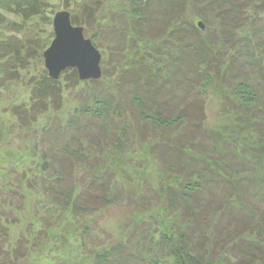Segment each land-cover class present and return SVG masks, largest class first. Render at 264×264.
Returning <instances> with one entry per match:
<instances>
[{
	"label": "trees",
	"instance_id": "16d2710c",
	"mask_svg": "<svg viewBox=\"0 0 264 264\" xmlns=\"http://www.w3.org/2000/svg\"><path fill=\"white\" fill-rule=\"evenodd\" d=\"M65 1L67 2L65 4L69 6L70 0ZM143 1L152 5L151 12L145 13L144 6L141 5L144 3ZM185 1L131 0L130 4L132 5L133 17L140 16L139 22L141 23L139 24L141 25L138 29H142L140 31H144V33L150 31L159 39H165L172 25L179 24V20L183 24L184 19L180 17L184 13V11L182 12V5ZM257 1L192 0L193 7L204 20L207 22L211 20L218 25V30L213 32L209 41L200 38L193 30H189L188 35H186L184 31L180 32L179 30L180 33H178V30L175 29L176 33L179 34L175 38L178 44L171 49V52L167 53L170 55L167 58L170 61L163 62L162 66L148 67L146 72H140L138 77L130 80L128 84L122 82L124 85L118 87L121 95L119 99L114 97L109 89L103 88L104 90L95 91L96 85L92 88L93 92L89 93V98L91 97L90 99L101 107L100 111L96 110L100 116L95 121L98 127L100 126L102 129L99 132L100 135L97 136L99 142L104 141V139L110 140L113 137L116 144L123 149L125 146L122 143L130 139L129 135H134L136 132L143 133L142 129L145 128L148 133L144 136L150 140L151 144L157 143L158 138L163 137V150L169 153L167 155L169 158L161 153V156L165 157V161L175 160L176 152L174 149L175 151L183 150L189 143L191 149L203 155L204 159H206L205 156L210 155L209 161L214 160L216 166L211 165L210 168H207L201 166L206 163L197 162L194 159L193 162L194 164L197 163V166H191V163L188 162V166H184L182 174H188L197 182H194L191 190L186 192H182L183 188L180 190L171 186L167 191L164 188L160 189V195H158L157 188L153 186L155 196L159 199L164 193V205L173 211L177 219L179 218L173 224L175 236L167 237L168 241H165L166 236H163L162 246L156 245L148 250L145 246L146 243L141 247V245L130 240L128 242L120 239L115 242L114 239H107L96 244V240L93 239L91 244L90 242H82L79 247L83 250L84 256L88 258V264H146L144 258L149 259L147 264H151L152 260L159 259L162 261L165 258L175 260V264H264V151L261 152L260 158H254L256 160L255 165L246 167L244 162V164L238 162L237 152L233 153L232 150H229L228 154H218L217 145H211V148H207L205 147L207 146L205 140L204 143L198 142L199 146H195L194 143L198 141L199 137L218 139L217 136H219L215 132L209 133L207 131L204 117L205 96L208 88L213 84L214 77L218 80L229 78V81L232 82L236 81L235 75H238L239 79L242 78V80L236 81L235 84L237 85L232 88L234 89L232 95L240 99L237 105L248 117L247 121L250 122L251 127L258 126L256 128L261 133H257V136L259 135L258 139L261 146L264 144V68H261V63L256 59L250 62L253 55L251 52L250 55L247 53L241 55L243 52L241 54L239 52L224 63L220 62L218 57L211 55L213 51L215 52L216 42L217 45L223 44L228 39V36L225 37L226 32L243 19V5L258 7ZM91 6L89 1L83 5L84 10L90 9L86 20L80 19L78 14H71L72 23L81 26L91 24L94 12ZM138 6H140L143 14L139 12ZM49 10L50 5L45 0H0V87L6 83L12 84L16 80L20 81L21 71L26 70V68L29 70L30 62L37 59L43 60V52L49 46V40L54 35L52 31L47 33L43 26L45 21L52 24V21L46 18ZM146 14L149 16L148 19ZM32 18L36 20L35 23L27 24ZM144 21H148V23H143ZM147 25L150 26L145 28ZM220 32L223 33L222 36ZM173 33L175 34L174 31ZM46 34L48 35L46 36ZM184 34L185 37L183 38ZM93 43L97 46L96 41ZM184 48L192 52L189 55L194 57L191 56L190 59L195 63L193 67L188 68L185 79L180 84L182 89L176 85L177 90L184 91L187 99L182 102H172L166 99L169 90L167 82L172 73L169 71L171 68H167V64L174 66L177 63L181 65L179 57ZM241 49L244 50V48ZM260 50L262 55L263 49L260 48ZM234 53L235 51L232 55ZM215 57L220 62L217 66L216 61H214ZM248 65L250 66L248 67ZM223 66L224 68H222ZM223 69L229 73V76L225 77V72L222 74ZM258 77H261L260 88L252 87L247 83L248 80H245H257ZM101 79H91V81L99 82ZM167 79L168 81L165 82ZM33 80L34 78L31 76L30 82L33 83ZM35 83L32 84L31 89V98L34 102L29 106L32 109L29 111L32 112L29 114L27 110L18 111L21 107H16L14 114L23 123L22 127L27 126L33 132L29 140L33 150H35L34 153L39 155L42 160V162L39 160L37 163L38 174L36 173V175L41 177L39 185L42 188V194L51 198L49 203L52 205H49V209L54 212L51 218L63 217L68 212H70L68 215L79 217V219L84 218L96 211L94 210V203L97 201H99L101 209L110 206V204H123L122 199L127 195L118 187L115 180H113V184L108 181V171H105L102 177L95 175L91 178V180H97L101 183L100 192L92 190L86 197L79 190L80 187L83 188L84 181L82 180L85 176L83 175L82 179H79L72 171L75 168L80 169L83 164L85 167L93 159L86 153L84 145L77 149L78 138L76 136L82 134L91 125L88 120L85 125H83L85 122L78 124L72 122L71 128L67 126L68 128L65 129L63 127L58 129L56 126L51 127L48 122L46 125L39 124L42 121V117L40 118L41 121L39 117L48 110L49 105L57 106L59 89L57 87L58 82L50 78L49 74L48 78L44 76V80ZM161 83H165L163 88L166 92L162 95L153 96V91H158ZM108 101L116 102V107L113 108ZM102 109H104L103 112H101ZM133 115L138 118V121L132 119ZM124 116L126 117L124 118ZM89 120L91 119L89 118ZM121 123L120 127L116 126ZM113 125H115V130L112 128ZM202 126L204 127L202 128ZM199 129L200 133L198 132ZM54 131L57 133L68 131L69 136H71V144H68L67 148H63L64 143L60 141L62 136L60 133L58 138L51 137L52 134L49 135ZM9 133V128L5 124H0V144L4 135H9ZM57 143L61 145L62 152L65 154L62 158L56 153L50 152L55 147L53 144ZM151 151L152 153L157 152L155 147ZM1 153L0 146V155ZM227 158H231L230 164L225 163ZM179 162L180 160L177 159V163ZM233 164L237 167L231 168L230 165ZM161 166L167 173L173 168V166L167 165V167L165 164ZM90 167L94 168L95 164H90ZM27 181L22 177V185H25ZM147 190L146 187L141 190L142 196L139 197V200L143 202H136V204L140 203L149 209L151 199L146 198L149 196ZM175 190L180 191L182 195H177ZM254 190L256 191L254 192ZM150 195L152 196V194ZM144 197L146 202H144ZM96 209L98 210V208ZM180 215L181 217H179ZM61 223L60 220L54 229L48 226L45 231L46 236L49 234L57 241L61 239L58 233ZM88 223L89 221L85 223L84 230L86 231L89 229ZM7 258L8 255L4 261ZM167 259L163 261L164 264H169L166 262ZM4 261L2 260V262Z\"/></svg>",
	"mask_w": 264,
	"mask_h": 264
},
{
	"label": "rangeland",
	"instance_id": "374dc122",
	"mask_svg": "<svg viewBox=\"0 0 264 264\" xmlns=\"http://www.w3.org/2000/svg\"><path fill=\"white\" fill-rule=\"evenodd\" d=\"M88 1L94 9L93 17L91 24L82 26L84 27L85 36L96 41L97 48L102 53V79L100 78L99 82L82 81L79 79L77 70L68 67L62 72L60 79L56 80L59 89L57 106L49 105L48 110L44 112L45 114L43 113L39 117V120L41 117L43 118H41L42 121L40 120L41 123L39 124L46 125L48 122L51 127L56 126L57 129L62 127L65 129L67 126L70 127L72 122L77 124L85 122L83 123L85 125L88 120L91 127H88L84 132L82 131V134H77L78 142L76 146L77 149L83 145L85 146L86 153L93 159L90 164L94 163L95 167L91 168L90 164L84 167L83 164L80 172H78L80 169L77 168L72 171L79 179H82L83 175L85 176L82 180L84 181L83 188L80 187L79 190L86 197L89 196L92 190L100 192L101 183L97 180L93 181L91 178L95 175L102 177V174L108 171V181L113 184V180H115L118 187L127 196L122 199L123 204H110V206L103 209L100 208L101 205L97 201L94 203V210L96 211L88 216H83L84 218L81 219L68 215L70 212L65 213L63 217L51 218L52 213H54L49 209V205H52V203H49L51 198L42 194V188L39 185L41 177L36 175V173L38 174L37 163L41 158L34 153L35 150H33L29 140L33 132L27 126L22 127L23 123L14 114L16 107H21L18 111L23 110L24 112L27 110L29 114L32 112L29 111L32 110L29 106L34 102L31 98L32 84L44 80V76L48 78L44 58L42 61L37 59L30 62L29 70L26 68V70L21 71L20 81L16 80L12 84L6 83L0 87V124H5L10 130L9 135H4L0 144L2 152L0 155V264H88V258L84 256L83 250L79 247L82 242H90L91 244L93 239L96 240V244L107 239H114L115 242L120 239L128 242L130 240L141 245V247L146 243L145 246L148 250L156 245L162 246L163 236H166L165 241H168L167 237L169 238L170 235L175 236L173 234L175 232L173 224L179 218L177 219L173 211L164 205V193L161 194L159 199L155 196L153 186L157 188L158 195H160V189L164 188L167 191L171 186L180 190L183 188L182 192H186L191 190L195 184L194 182H197L195 178H190L188 174H182L183 168L188 166V162L191 163V166H197V163L194 164L193 162L194 159L197 162L206 163L201 166L207 168H210L211 165L216 166L214 160L209 161L211 158L209 154L204 159L203 155L191 149L189 143L183 150L175 151L174 149L176 161L174 159H170L169 162L165 161V157L163 158L161 153L166 158H169L167 156L169 153L163 150V137H159L157 143L151 144L150 140L144 136L148 133L145 128L142 129L144 134L136 132L134 135H129L130 139L122 143L125 146L124 150L116 144L115 138L112 136L110 140L104 139V141L99 142L97 136L100 135L99 132L102 129L100 126V128L98 127L95 121L100 116L99 112L96 113V110L100 111L101 107L96 105L90 99L91 97L89 98V93L93 92L92 88L96 85L95 91L106 88L105 90L109 89L113 96L119 99L121 95L118 87L124 85L122 82L128 84L130 80L132 81L138 77L140 72H146L148 67L162 66L163 62L169 60L167 58L170 55H167V53L171 52L174 46H177L178 42L175 38L179 35L178 33L184 31L188 35V31L193 30L200 38L209 41L213 32L218 28L217 23L204 20L193 7L192 0H186L182 5L183 16H179L184 19L183 24L179 20V24L171 26L172 30L169 28V33L165 39H159L157 35H153L150 31L144 33V31H140L142 29H138L141 25L139 24L141 23L139 22L140 16L133 17L131 0H70L69 6L65 4L67 3L65 0H45L50 5L49 14L46 18L52 21V24L46 21L43 24L47 33L54 32L53 18L56 12L60 10L78 14L80 19L84 18L86 20L90 9L84 10L83 5ZM232 1L235 2V0ZM256 3L258 7L243 5V19L234 26L235 28L232 27L231 30L226 32L225 37L228 36V39L223 44L217 45L216 42L215 52L213 51L211 55L218 57L220 62L228 61L231 56H235L239 52L240 54L243 52L241 55L245 53L250 55L251 52L253 55L250 62L256 59L261 63V68H264V0H258ZM144 4L147 5L148 2L145 1L141 4L144 6L145 13L151 12L152 5L145 6ZM138 7L139 12L143 14L140 6ZM148 17V14H146L147 19ZM248 17L250 18L247 19ZM35 21L32 18L27 24H34ZM199 21L203 23V28L198 25ZM143 23H148V21ZM149 26L147 25L145 28ZM175 29L178 30V33ZM220 33L222 36L223 33ZM46 36L44 37L46 38ZM53 38L54 35L50 38V43ZM258 46L263 49L262 55ZM241 48H244V50ZM231 51L232 53L235 51L234 55ZM190 53L192 52L184 48L179 57L181 65L177 63L174 66L167 64V68H171L169 71L172 72L169 81L168 79L165 81H168L169 85L167 100L182 102L187 99V96L183 93L184 91L177 90L176 85L182 89L180 84L184 81L188 68L194 66L195 62L190 59L191 56L192 58L194 56L189 55ZM218 59H214L216 66L219 62ZM224 72L223 69L222 74ZM224 75L225 77L229 76V73L225 72ZM31 76L34 78L33 83L30 82ZM235 77L237 82L242 80V78L239 79L238 75H235ZM214 78L213 84L208 88L205 96L204 117L207 131L209 133L215 132L219 136H217L218 139L207 137L202 139V137H199L198 141L194 142L195 146H199L198 142L204 143L205 140V142L207 141V146H205L207 148L217 145L218 154H228L229 150H232L233 153L237 152L236 157L239 163L244 162L246 167L255 165L256 160L254 158H260L261 152L264 151V144L261 146L258 139L259 135L257 136L260 130L256 128L257 125L251 127L250 122L247 121L248 117L237 105L240 99L232 95L234 92L232 88L237 85L235 84L236 81L230 82L229 78L226 80ZM260 79L261 77H258L257 80H245H248L247 83L252 87L260 88ZM164 85L165 83H161L159 90L153 91V96L162 95L166 92L163 88ZM190 101L192 100L190 99ZM108 102L112 104L113 108L116 107V102ZM104 103L106 104V102ZM103 111L104 109L101 112ZM94 113L96 115H93ZM132 119L138 121V118L134 115ZM121 125L122 123L116 126L120 127ZM112 128L115 130V125ZM198 132L200 133V129ZM59 133L62 135L60 141L64 143L63 148H67V145L71 144V136H69L68 131ZM59 133L54 131L49 135L52 134L51 137L58 138ZM53 145L55 147L50 152L56 153L57 156L62 158L65 154L62 152L61 145L58 143ZM153 147L156 148V153H152L151 149ZM217 152L214 153L217 154ZM157 156L159 159H156ZM177 159L180 160L179 163H177ZM225 163L230 164L231 158H227ZM162 164L173 166V168L167 173L161 168ZM89 167L90 169L87 170ZM230 167L236 168L237 166L233 164ZM217 175L220 176V174ZM22 177L25 181L29 180L27 183L25 182V185L21 183ZM161 182H163V185H161ZM144 187L149 190V192L146 191L149 195L146 198L151 199L149 209L140 203L136 204V202H143L139 200V197L142 196L141 190ZM258 188L261 189V187ZM112 190L114 189L112 188ZM175 191L177 195H182L180 191ZM144 202H146L145 197ZM60 220L62 225H60V228L58 227V233L61 239L57 241L49 234L46 236L47 227L50 226L51 229H54ZM86 221H89L87 231L84 230ZM39 237L41 238L39 239ZM7 255L8 258L4 261ZM165 259H162V261L159 259L152 260L151 264H164ZM148 260V258H144L146 264L149 263ZM166 262L175 264L173 259H167Z\"/></svg>",
	"mask_w": 264,
	"mask_h": 264
},
{
	"label": "water",
	"instance_id": "95a60500",
	"mask_svg": "<svg viewBox=\"0 0 264 264\" xmlns=\"http://www.w3.org/2000/svg\"><path fill=\"white\" fill-rule=\"evenodd\" d=\"M199 26L204 27L199 21ZM54 38L44 50V65L54 80H59L68 67L75 68L80 80H97L102 77V53L85 36L84 27L75 25L67 10L56 12L53 18Z\"/></svg>",
	"mask_w": 264,
	"mask_h": 264
}]
</instances>
